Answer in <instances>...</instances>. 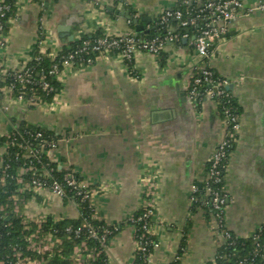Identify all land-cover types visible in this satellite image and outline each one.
Wrapping results in <instances>:
<instances>
[{
    "label": "crops",
    "instance_id": "crops-1",
    "mask_svg": "<svg viewBox=\"0 0 264 264\" xmlns=\"http://www.w3.org/2000/svg\"><path fill=\"white\" fill-rule=\"evenodd\" d=\"M179 0H15L5 45L4 69H20L38 54L60 52L84 36L136 34L146 38L162 14ZM255 5L259 0H243ZM133 20V25L131 20ZM176 20L165 33L180 32ZM210 66L229 80L242 113L224 188L229 201L225 227L247 237L264 223V10L241 14L207 58L192 39L167 40L154 55L139 51L131 61L97 54L84 66L65 68L51 101L30 106L0 96V138L23 124L48 130L57 145L49 159L92 188L96 218L118 228L106 246L108 264H134L135 227L130 219L148 201L158 245L149 264H215L223 235L205 206L191 201L208 161L226 134L215 98L200 105L188 98L193 71ZM29 222L81 219L74 197L42 191L19 204ZM57 260V262H55ZM78 264L71 256L43 264Z\"/></svg>",
    "mask_w": 264,
    "mask_h": 264
},
{
    "label": "built area",
    "instance_id": "built-area-1",
    "mask_svg": "<svg viewBox=\"0 0 264 264\" xmlns=\"http://www.w3.org/2000/svg\"><path fill=\"white\" fill-rule=\"evenodd\" d=\"M185 4L197 3L198 8L173 9L165 11L159 19V24L163 27L168 26L172 20H176L180 28H184L186 32L178 33L168 32L164 36H156L152 38H141L133 31L122 35L103 34L93 42L89 39L82 40V44L74 51L61 55L58 61H54L49 73L59 78L65 68L72 66H84L93 61L92 57L77 59L76 56L86 51H92L97 54H114L124 60L131 61L135 54L139 51L158 54L165 46L167 40H176L178 42L186 39H192L197 53L207 58L213 54L217 47L224 41L231 25L235 23L241 14H251L256 10H264V0H259L255 5H246L243 0H179ZM7 6L0 5V15ZM131 22V21H130ZM188 28V30H186ZM5 45V35L3 25L0 23V50ZM60 52L48 55L52 60L58 57ZM1 67V62H0ZM21 72L14 73V76L22 82H32V72L30 68L24 65ZM3 74H8V70L2 69ZM45 75L43 76V78ZM229 80L223 76L215 75L214 70L210 66H201L192 72L188 87V98L191 102L202 103L207 97L215 98L218 102L220 98H229L234 96L229 89ZM14 85L7 87V96L20 102H26L30 106L39 104L36 97H25L23 94H13ZM46 90H52L48 82H43ZM219 105V102H218ZM225 114L224 123L226 125V134L224 138L217 144L207 165V176L203 182V196H199L201 187L197 184L192 186L191 201L199 203L209 208L212 217L216 221L223 235V242L233 238L232 232L225 227V214L229 197L224 188L225 173L228 158L231 149L235 144L237 133L240 129L239 116L233 113L228 106L223 107ZM9 136V133L7 134ZM15 145V139L5 143L0 147V154L8 153V146ZM57 145V139L52 134H47L42 130L25 131L21 135L19 143L20 152L16 153V160H24V164L18 169L19 182L21 184L19 190L21 193H48L59 197H74L80 204L88 202L95 213V204L93 202L94 195L100 188H92L85 180L77 174L66 172L62 180L53 176V167L50 163L43 162L44 157L49 158L52 149ZM6 168L10 167V161L5 164ZM30 174L29 180H24V175ZM18 198H15L14 211L21 216L24 225L30 234L27 236V250L31 254H24L23 250L17 246L13 247V259L8 264H43L46 260L55 256L59 250L61 239L55 235V230L45 232L44 224L48 220L47 215H41L34 222L26 220L22 214ZM142 212L137 216L133 215L130 219L135 227V250L136 258L138 253L143 256L147 262L150 261V246L156 248L157 241L151 238L153 233L151 227V218L153 216L152 205L148 201L140 207ZM3 209V207H0ZM81 216L83 214L81 212ZM34 224V225H33ZM109 226H94L86 220L82 222L76 229L68 227V232H74L76 237L82 233L97 239L101 244L107 245L108 237L114 230ZM258 235L254 234V239ZM229 244H232L230 242ZM100 250H89L85 242L75 247L72 257L78 264H92L100 255ZM5 264V261H1ZM134 264H143L142 262ZM239 264H252L247 260L239 261Z\"/></svg>",
    "mask_w": 264,
    "mask_h": 264
},
{
    "label": "trees",
    "instance_id": "trees-1",
    "mask_svg": "<svg viewBox=\"0 0 264 264\" xmlns=\"http://www.w3.org/2000/svg\"><path fill=\"white\" fill-rule=\"evenodd\" d=\"M0 5L7 6V8L3 10V15H0V23L3 25L4 35H6L9 28L10 19L16 15L17 6L15 0H0ZM189 8H198V4H185L178 1L176 9L186 11ZM133 20L134 19L132 18V25ZM180 30L182 33L186 32L184 28H180ZM165 34V27L157 23L155 28L148 35H146V38L164 36ZM102 35V33L94 34L93 36L87 35L84 36L82 40L89 39L93 42ZM82 40L74 42L70 48H63L59 53L60 55L54 60H52L48 55H36L35 58H33L26 64V67L30 68L32 72V82H22L19 78L14 76V73L22 71L20 69H10L8 70V74H3L1 70L4 68L1 65L0 96H3L5 94V91L7 90V87L13 84L14 95L23 94L27 98L34 96L36 97L38 103L51 101L62 87L60 80L49 73L52 64L54 63V61H58L61 55L68 54L77 49L78 46L82 44ZM95 56L96 54L89 50L78 54L76 58L86 59L89 57L94 58ZM44 75L45 77L43 78ZM215 75L218 74L215 72ZM43 82H48L50 86L53 87V89L49 91L44 89ZM218 102L219 110L223 118L225 117L223 111L224 106L230 107L231 111L238 116H240V114L242 113V108L235 96H230L229 98H220L218 99ZM200 104L201 103H198L197 105ZM35 130H42L45 135L51 134L48 130L40 126L23 124L18 129L10 132L9 136L6 135L0 138V147L5 143L11 142L15 139V145L8 146V153L0 154V207H3V209H0V264L1 261H5V264H8V261L13 259L14 246L21 248L24 254H31V252L27 250V236L31 231L26 228L21 216L14 211L15 198H18L17 202L20 204V202L23 201L25 197L27 198L31 193H21L19 190L21 184L19 182L18 169L24 164V160H16L15 157L16 153L20 152L19 143L21 141V135L25 134V131L33 132ZM233 148L231 149V151L233 150ZM7 161H10L9 168L5 167ZM43 162L48 163L51 161L48 157H44ZM50 167L54 168L53 176L55 178H58L59 180H62L63 175L66 172L59 169L53 162L50 163ZM29 179V173L24 175V180ZM199 186L201 187L199 196L202 197L203 183L199 184ZM206 209L208 210V212H210L208 207H206ZM81 212L83 214V217L81 216V219H63L54 221L53 219L48 218V220L45 222V232L55 230V235L61 239L59 250L56 252L53 258H70L74 252L75 247L81 245L82 242H85L89 250L96 249L101 251L100 255L96 258L95 261L92 262V264H108L109 262L106 255L107 245L105 246L101 244L97 239L88 236L87 233H82L79 237H76L74 232H68L66 229L70 226L72 227V229H76L82 224L84 220L94 226H109L112 229L115 226L108 225L105 222L98 220L94 216L95 213L92 211V208L88 202H84L81 204ZM141 212L142 209L140 208L133 215L137 216ZM117 231L118 229L114 230L113 233L109 235L107 244ZM232 234L233 238L224 241L219 248L215 257V264H239V261L241 260H247L249 262H252V264H264V223L257 227V229L247 237H239L233 232ZM254 234L256 236L258 235L257 239H254ZM151 238L154 241L158 242L154 233H152ZM230 242H232V244H229ZM154 250L155 248L150 246V252L153 253ZM135 262L149 264V262H147L143 256H140L139 253Z\"/></svg>",
    "mask_w": 264,
    "mask_h": 264
},
{
    "label": "water",
    "instance_id": "water-1",
    "mask_svg": "<svg viewBox=\"0 0 264 264\" xmlns=\"http://www.w3.org/2000/svg\"><path fill=\"white\" fill-rule=\"evenodd\" d=\"M134 23L136 24V35H139L143 29V26L141 24H139L138 19H135ZM186 30H188V28H186ZM183 41L186 42L187 40L184 39ZM55 262H57V260H55ZM63 263L66 264L67 261L65 260Z\"/></svg>",
    "mask_w": 264,
    "mask_h": 264
}]
</instances>
